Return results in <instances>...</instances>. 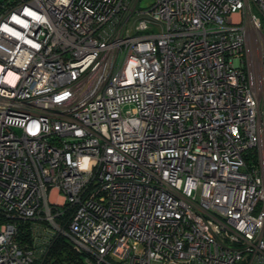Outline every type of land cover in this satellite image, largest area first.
Here are the masks:
<instances>
[{
  "label": "built area",
  "instance_id": "built-area-1",
  "mask_svg": "<svg viewBox=\"0 0 264 264\" xmlns=\"http://www.w3.org/2000/svg\"><path fill=\"white\" fill-rule=\"evenodd\" d=\"M139 2L0 4V264H264V0Z\"/></svg>",
  "mask_w": 264,
  "mask_h": 264
},
{
  "label": "trees",
  "instance_id": "trees-1",
  "mask_svg": "<svg viewBox=\"0 0 264 264\" xmlns=\"http://www.w3.org/2000/svg\"><path fill=\"white\" fill-rule=\"evenodd\" d=\"M254 157V153L249 156L252 163H255ZM30 226V223L20 224L18 242L25 249L30 247V235L28 232ZM85 260V256L75 253L66 240L59 237L52 245L47 256L44 259L35 261L33 264H85Z\"/></svg>",
  "mask_w": 264,
  "mask_h": 264
},
{
  "label": "rangeland",
  "instance_id": "rangeland-1",
  "mask_svg": "<svg viewBox=\"0 0 264 264\" xmlns=\"http://www.w3.org/2000/svg\"><path fill=\"white\" fill-rule=\"evenodd\" d=\"M8 1H11V0H0V4L1 3H6V2H8ZM154 1L155 0H140V2L138 3V5H137V10H141V9H144V8H147V7H149V6H151L153 3H154ZM258 16V15H257ZM259 17V16H258ZM262 34H263V36H264V21H262ZM250 49H251V46H250ZM251 53H252V50H251ZM132 107L131 106H125V107H123L122 108V111L124 112V113H126V112H128V111H130V109H131ZM52 199L54 200V201H57L58 199L56 198V196L55 195H53L52 194Z\"/></svg>",
  "mask_w": 264,
  "mask_h": 264
},
{
  "label": "crops",
  "instance_id": "crops-1",
  "mask_svg": "<svg viewBox=\"0 0 264 264\" xmlns=\"http://www.w3.org/2000/svg\"><path fill=\"white\" fill-rule=\"evenodd\" d=\"M234 18H236V17H234Z\"/></svg>",
  "mask_w": 264,
  "mask_h": 264
}]
</instances>
